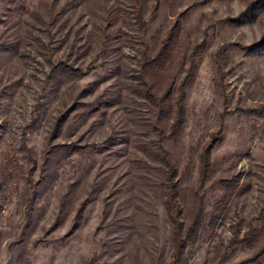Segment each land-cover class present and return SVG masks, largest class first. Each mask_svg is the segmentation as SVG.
<instances>
[{"label":"rangeland","instance_id":"374dc122","mask_svg":"<svg viewBox=\"0 0 264 264\" xmlns=\"http://www.w3.org/2000/svg\"><path fill=\"white\" fill-rule=\"evenodd\" d=\"M13 1L0 0V264H264V0H146L143 25L135 0ZM59 61L82 73L55 85ZM166 160L179 220L201 218L178 258Z\"/></svg>","mask_w":264,"mask_h":264},{"label":"trees","instance_id":"16d2710c","mask_svg":"<svg viewBox=\"0 0 264 264\" xmlns=\"http://www.w3.org/2000/svg\"><path fill=\"white\" fill-rule=\"evenodd\" d=\"M138 4V7L135 10V20L138 24L143 25L144 21L142 19V6L145 4L146 0H135ZM13 2H17L14 0ZM177 25H174L171 28V31L167 34L165 38L161 40V44L159 45V48L157 52H155V55L147 60H144L143 67L145 68V71H147V74H152L153 71H155L158 67H162L165 61L169 59L170 57V50L169 46L172 43V39L175 36ZM261 49L264 48V35H262L261 40L258 45ZM82 73L78 68H73L72 66L59 61L55 65L51 67L49 78L51 81L54 82L55 85L63 84L66 79L74 77L78 74ZM147 97L152 98L150 94H147ZM173 133V132H172ZM170 133V134H172ZM163 137V136H162ZM26 157L31 163L30 171H32L35 167L34 160L30 157L28 151L26 152ZM165 165L167 167V174H166V206L168 209V212L170 213V217L174 223V254L175 257L178 258V256L181 253V250L183 246L185 245V242L187 241L188 231H192L195 233L197 227L201 225V218H196L193 223L189 224L184 228L181 220H179V214H180V208L177 200V183H176V170L174 166L169 162L168 160L165 161ZM78 215H80V210L77 212ZM77 215V216H78ZM184 230V234L183 230ZM191 232V233H192ZM186 233V234H185ZM192 233V234H193ZM183 235V236H182ZM184 235H187L186 237ZM190 237V236H189ZM260 254H264V247L260 250Z\"/></svg>","mask_w":264,"mask_h":264}]
</instances>
